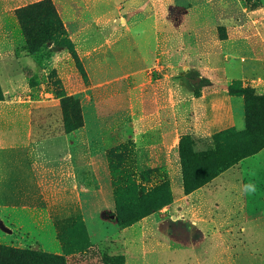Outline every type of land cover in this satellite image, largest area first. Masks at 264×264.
Segmentation results:
<instances>
[{
  "label": "rangeland",
  "instance_id": "obj_1",
  "mask_svg": "<svg viewBox=\"0 0 264 264\" xmlns=\"http://www.w3.org/2000/svg\"><path fill=\"white\" fill-rule=\"evenodd\" d=\"M4 1L12 5L0 7V73L20 71L21 52L33 65L26 84L0 87V146L24 148L74 129L67 134L85 215L54 220L43 207H13L26 204L13 200L24 191L23 178L8 171L0 264H126L119 244H155L149 256L164 261L191 258L192 249L205 258L213 244L214 264H224L231 244H242L234 247L238 264H264V236L252 242L242 223L223 225L222 218L213 231L193 232L173 208L177 173L188 192L205 187L253 156L264 130L226 132L208 149L186 133L187 101H180L178 114L168 105L186 90L198 95L210 83L216 91L234 84L250 91L247 111L264 118V102L256 100L264 96L257 85L264 84V0ZM178 119L182 135L175 140ZM170 134L173 143L167 142ZM143 171L145 180L138 183ZM140 186L148 193L141 204L134 202ZM249 197L248 208L262 207L264 188ZM113 198L142 217L121 226Z\"/></svg>",
  "mask_w": 264,
  "mask_h": 264
},
{
  "label": "crops",
  "instance_id": "obj_2",
  "mask_svg": "<svg viewBox=\"0 0 264 264\" xmlns=\"http://www.w3.org/2000/svg\"><path fill=\"white\" fill-rule=\"evenodd\" d=\"M9 5L12 4L4 1L0 7L6 8ZM25 55V52L18 55L20 56L18 63L20 71L13 74L0 73L1 88L15 86V84L22 86L29 81L27 74L32 68L33 62ZM165 79L166 75H164ZM161 82H163L162 79ZM182 83L180 81V85ZM257 85L264 87L261 82ZM205 88L207 89L205 90ZM208 88L211 90L209 91ZM214 88V84L210 83L207 87L198 90V95L186 90V94H183L185 96H180L181 100L178 98L168 104L178 114V107L182 104L180 101H187L185 103H188L190 116L186 133L196 141L202 140L201 143H205L208 149L212 147L208 144L214 142L216 135L230 129L241 132L245 128L244 109L241 113V108L244 106L242 100L228 94V85H224L219 91ZM259 95H263V93ZM181 123L182 119L174 122L176 125V128L173 129L176 134L175 140L182 135L179 133ZM71 137V134H59L32 140L24 148L0 146V204L9 206L2 202L3 187L7 181L8 171L15 170L23 178L21 182L23 186L19 187V190L24 191H16L13 200L26 204L13 207H43L49 211L54 220L84 217L82 190L78 187L75 167L71 160ZM166 137L170 138L167 142L173 143L171 134ZM175 178L180 185L177 187L176 194L173 195V208L175 207L181 213L180 217L183 220L180 223L189 224L193 232L209 231V229L213 231L216 219L222 218L223 225L242 223V232L249 235V240L252 242H256L261 239V236H264L262 235L264 234V205L262 207L251 206L250 208L247 206L250 198H253V196L249 197L250 191H257L259 185L264 188V148L253 156L241 159L234 166L212 179L205 187L193 192L186 194L181 186L178 173ZM119 245H123L125 250L122 254L126 258V264L129 257L136 259L134 264L215 263V257L209 256V249L214 247L213 244H207L208 250L205 258L199 257L192 249L191 258L178 256L174 259L167 258L165 261L157 258L158 256H149V254H153L156 248L155 244ZM240 245L242 244L229 246L228 254L230 256L223 260L224 264H238L240 258L238 253L234 252V247H240ZM144 252L146 254L142 255L143 261H141V258L138 259V255ZM259 257L261 256L259 255Z\"/></svg>",
  "mask_w": 264,
  "mask_h": 264
},
{
  "label": "trees",
  "instance_id": "obj_3",
  "mask_svg": "<svg viewBox=\"0 0 264 264\" xmlns=\"http://www.w3.org/2000/svg\"><path fill=\"white\" fill-rule=\"evenodd\" d=\"M38 3H40V2H37V3H34V4H30V5L25 6L23 8H19V9L15 10V11H19V10L26 9V8L28 9L30 7L39 5ZM227 89H228V94L230 96H236V97H243L244 98V113L243 114H244V118H245V128L241 132H236L235 130L230 129V130H227L225 132H222V133L216 135V137L220 136V135H224V133H226V132H234L236 135H239V136L240 135H247L249 133L251 134L254 131V129H256V128L258 129V127L259 128L262 127V129L264 130V118L255 116L252 112L247 111L246 96L250 93V91L247 88L236 86L234 84L229 85ZM59 98H61L62 100L65 99L64 96H60ZM256 100H257V102L262 104L264 102V96L257 97ZM62 105L63 104L61 102V106ZM79 127H80V124L78 125L77 129ZM70 130L73 131L74 129L73 130L69 129L68 131H70ZM68 131H63L62 133H59V134H67ZM59 134H57V135H59ZM216 137H214V139ZM261 148H264V143L262 145H259V147L256 150H254V152L255 153L258 152ZM109 158L111 160V159H113V156L109 155ZM243 158H246V156L242 157L241 159H243ZM241 159H239L238 161H240ZM113 164H114L113 161H110V168H111L112 174L117 171V168H115L113 166ZM131 178L134 180V176L131 177ZM137 178H138L137 179L138 183H141L142 181H144L145 180V172L144 171L141 172L139 174V176H137ZM127 180H130V179L127 178ZM133 180H131V182H133ZM116 184L117 183L115 182V185ZM129 186H131V185L129 184ZM167 187H168V184H167ZM166 192L167 193L169 192L168 188H167ZM184 192L186 194L190 193V192L187 191V189H185V185H184ZM147 194L148 193H147L146 190H144V187H141V186L138 187L137 191L135 192L136 197H135L134 202L141 204L143 199L145 197H147ZM166 201L167 200H165L164 203H166ZM113 202H114L115 218H116L117 223L120 224L121 226L127 227V226L131 225L132 223L138 221L142 217V216L133 214L130 210H128V207H125L123 205V203L119 199H114L113 198ZM152 211H154V209H149V211L147 213L149 214V212H152ZM40 256H41L42 259H46L45 255L40 254Z\"/></svg>",
  "mask_w": 264,
  "mask_h": 264
}]
</instances>
